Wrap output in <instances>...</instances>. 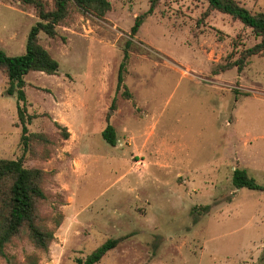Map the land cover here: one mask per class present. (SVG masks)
<instances>
[{
    "label": "rangeland",
    "instance_id": "rangeland-1",
    "mask_svg": "<svg viewBox=\"0 0 264 264\" xmlns=\"http://www.w3.org/2000/svg\"><path fill=\"white\" fill-rule=\"evenodd\" d=\"M236 1L264 11V0ZM111 5L102 17L71 5L56 38L39 35L60 69L25 77L20 105L29 135L42 136L27 151L0 72V158L47 172L39 211L54 230L48 252L24 235L0 264H78L111 239L98 264H264V192L232 184L245 168L264 185V56L215 74L259 40L205 0H160L152 14L150 0ZM38 21L33 7L0 0V49L22 55Z\"/></svg>",
    "mask_w": 264,
    "mask_h": 264
},
{
    "label": "trees",
    "instance_id": "trees-1",
    "mask_svg": "<svg viewBox=\"0 0 264 264\" xmlns=\"http://www.w3.org/2000/svg\"><path fill=\"white\" fill-rule=\"evenodd\" d=\"M25 5L36 10L39 21L31 28L25 46V52L19 56H9L0 49V72L8 79L9 88L7 94L16 97L18 104L19 119L22 124L21 144L25 151L31 147L33 139L38 140L40 135H29L27 125L31 118L26 116L25 103L26 85L25 77L31 72H41L47 75H57L60 65L39 42V35L45 34L49 38H56L60 27H66L73 19L71 5L76 6L83 12H94L99 17L104 16L112 9L111 0H54L50 7L44 0H19ZM209 11H217L230 16L240 22L244 27L252 30L259 40L255 45L243 50L234 62H227L218 66L215 74L223 73L234 68L239 73L247 67L249 59L253 56H264V11L252 13L241 6L236 0H205ZM160 0H150L148 14H152L158 7ZM142 21L136 20L132 33L135 35ZM129 54L125 53L118 75V89L124 85V73L126 71ZM126 91V90H125ZM126 96L131 98L127 91ZM115 104H113V109ZM62 128L59 123H55ZM65 139L69 138L66 128ZM103 139L112 147L117 145L115 128L108 123L102 133ZM47 172L38 168L25 166L23 158L17 160L0 158V259L11 260L6 253L7 247L15 240L27 236L31 244L40 252H48L54 241V230L43 223V217L39 211L40 204L47 199L43 185ZM232 184L237 189L247 188L254 191L264 192L261 185L251 176L247 169L236 168L232 175ZM208 209V208H205ZM119 240H108L97 248L85 261L77 260L78 264H98L103 257L117 247ZM34 254L29 258L32 259ZM32 264H37L35 261Z\"/></svg>",
    "mask_w": 264,
    "mask_h": 264
},
{
    "label": "crops",
    "instance_id": "crops-1",
    "mask_svg": "<svg viewBox=\"0 0 264 264\" xmlns=\"http://www.w3.org/2000/svg\"><path fill=\"white\" fill-rule=\"evenodd\" d=\"M115 109V108H114ZM60 124V123H59ZM108 125V124H107ZM107 127V126H106ZM107 143V142H106Z\"/></svg>",
    "mask_w": 264,
    "mask_h": 264
}]
</instances>
